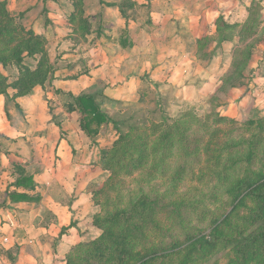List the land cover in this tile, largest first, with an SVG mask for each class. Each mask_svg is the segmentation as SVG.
<instances>
[{
    "label": "crops",
    "instance_id": "obj_1",
    "mask_svg": "<svg viewBox=\"0 0 264 264\" xmlns=\"http://www.w3.org/2000/svg\"><path fill=\"white\" fill-rule=\"evenodd\" d=\"M176 5L183 12L171 17L163 11L162 17L152 18L156 31L145 26L143 36L117 7L106 10L104 21L115 34L111 46L96 55L94 78L102 85L104 97L113 101L114 109L110 112L104 106L103 111L118 121L115 109L125 114L124 107L155 101L157 112L165 109L167 113L160 115L161 120L164 115L175 119L191 109L241 122L264 116V18L258 20L244 7L237 11L241 15L238 21L232 18L229 4L214 0ZM254 23L258 24L255 54L234 51L233 25L243 30L249 43L248 25ZM223 39V44L217 45ZM238 70L243 76L234 77ZM109 72L113 77L106 74ZM249 73H253L252 80ZM81 79L66 81L71 93L95 84L90 79L79 82ZM122 119L126 120L119 121ZM112 127L108 125L105 133L102 127L94 140L76 127L67 131L65 139L60 131H51L48 145L43 136L32 147H5L6 158L0 167V264H66L67 255L77 245L100 236L93 224L98 206L92 194L106 180L102 162L117 135ZM8 137L10 142L20 139L12 138L9 129H0L2 143ZM17 166L33 178L34 191L13 186ZM11 192L39 200L12 201Z\"/></svg>",
    "mask_w": 264,
    "mask_h": 264
},
{
    "label": "rangeland",
    "instance_id": "obj_2",
    "mask_svg": "<svg viewBox=\"0 0 264 264\" xmlns=\"http://www.w3.org/2000/svg\"><path fill=\"white\" fill-rule=\"evenodd\" d=\"M197 1L200 0H0V55L7 59L14 52L19 51L22 57V62L19 65L15 62L0 61V74L2 76L0 85H9L7 95H0V129H9L12 138H20L18 140L12 139L10 142L11 138L8 137L7 142L3 140V143L0 139V167L1 160L6 156L4 153L7 152L5 149L7 145L14 146L15 144L19 145L20 148L23 145L32 147L33 144H36V140L43 136H45L46 145H48L52 136L51 131H60L62 139H65L68 130L80 128L79 114L70 111L72 98L68 94L73 93L70 92L72 90L71 84L66 83V81H72L70 78L80 75L82 79L79 82L83 83L90 79L92 84L95 83L83 91L75 90L73 96L77 97L80 93L95 95L97 101L102 103V110L106 106L110 112L113 111V101L106 96L104 97L102 85L97 84L96 78H94L96 55L107 45L111 46L115 34L104 21L106 10L117 7L122 16L135 23L133 27L137 29L138 35L143 36L145 26L153 31L158 28L153 23L154 19L152 18L162 17L163 11L167 12L168 16H175L176 12H183L182 8H176L178 2L193 3ZM214 1L229 4L233 10L232 18H237L238 21L241 15L237 11L240 12L244 7H247L249 14L258 20L264 18V0ZM159 4L163 5L160 6ZM248 27L249 43L248 37L243 38V30L239 26L233 25L231 45L234 51L239 52L243 49L244 53L247 51L249 55H252L258 44L254 38L258 24H250ZM217 36L219 38V34ZM239 37L240 40H238ZM223 41L224 39L221 42L218 41L217 45H222ZM34 48L38 51L31 57L29 50ZM39 51L44 52V54L42 55ZM44 55L54 67L56 78L53 81L48 80L44 88L36 86L30 93L20 96V89L23 84L37 76L38 66ZM113 72L106 74L113 77ZM23 74H25L24 78ZM233 75L234 77L243 76L242 71L239 70L235 71ZM252 78L253 73H249L248 79L252 80ZM109 79L111 80L109 84H112L113 79ZM18 81H20L19 85L14 86L13 84ZM58 90L63 93L58 94ZM102 91L103 95H100ZM154 106L158 107L155 105V101L145 102L140 106L134 104L133 107L123 108L125 114H121L123 111L119 113V109H115L113 114L118 121L113 119L115 124L104 125L103 132H107L106 127L108 125L113 126L117 133L115 143L121 133L129 134L132 128L144 126L149 128L153 123L169 122V118L165 115L162 120V116L160 117V115L167 114L164 112L165 109L162 110L163 113L157 112L159 107L156 110ZM189 111H194L198 116L207 115L205 113L200 114L193 109L186 112ZM75 118H78L77 126L75 125ZM119 118L126 120L119 121ZM247 121L249 120L238 122L240 126H243ZM218 130L219 132L210 138V145L204 149V163L197 169L194 179L189 177L177 186L178 197L180 195L183 199H190L203 191L209 195L211 188L216 187L215 198L199 197V199L207 200L205 204L213 216L201 225L202 234L194 245L187 246L171 256H163L157 264H226L232 257L229 251L218 250L205 258L206 254L203 251V247L207 246L212 233L226 232L227 227L244 215L250 205L247 199L235 190L238 182L244 176L247 165L245 158L241 155H225L222 159V166L219 168H215L211 163V158L216 156L212 153L214 149L212 143L215 139L226 142L231 139L234 142L242 138L240 137L241 134L236 131L230 139H225L223 133L226 129L221 127V130ZM152 132H130L131 146H139L137 142H140L141 146L152 143L155 138ZM16 134H22V136L17 137ZM118 158L120 159L119 164L124 168L121 170L119 167L120 171L116 173L106 171L104 185L98 187L92 194L94 203L98 206V213L95 217L106 216L117 205L122 208L127 207L140 192L148 193L152 189H156L165 193L173 185L161 178L144 182L139 173H133L131 169L127 168L128 160ZM234 160L236 161L235 166H233ZM9 161L12 164L10 158ZM21 164L24 165L23 162ZM232 166L233 169H230ZM224 174L231 176L227 186L223 184Z\"/></svg>",
    "mask_w": 264,
    "mask_h": 264
},
{
    "label": "trees",
    "instance_id": "obj_3",
    "mask_svg": "<svg viewBox=\"0 0 264 264\" xmlns=\"http://www.w3.org/2000/svg\"><path fill=\"white\" fill-rule=\"evenodd\" d=\"M37 51L36 48L30 49L29 55L32 57ZM21 58L19 51L7 59L0 55V61L18 65ZM38 67L37 76L23 84L20 96L30 93L36 86L44 88L48 80L56 78L47 56L42 57ZM8 87V84L0 85V95H7ZM57 93L63 92L58 90ZM68 96L72 98L70 111L80 115V129L89 139L94 140L104 125L116 123L102 110L95 95ZM221 127L226 129L223 138L230 139L236 131L242 138L234 142L215 139L212 153L216 156L211 158V163L219 168L225 155L245 158L244 176L235 190L250 205L226 232L211 234L207 246L203 247L205 258L218 250H226L232 254L226 264H264V116L240 126L237 120L218 113L198 116L194 111L181 113L163 124L153 123L149 128H132L130 132L153 131L155 138L147 145L141 146L137 142L139 146L133 147L130 132L120 134L113 147L105 152L102 162L105 171L116 173L120 171L119 167L122 170L120 157L128 160L127 168L139 173L144 182L161 178L173 185L165 193L156 189L140 192L127 207L117 205L106 216L95 217L94 225L101 231L100 236L77 245L67 255L66 264H157L163 256H171L194 245L202 234L201 225L213 216L205 204L207 200L199 197L215 198L217 189L212 187L209 195L203 191L190 199H183L180 195L178 197L177 186L189 177L194 179L197 169L204 163V149ZM235 164L236 161L233 166ZM16 173L15 188L35 190L31 176L19 167H16ZM230 178V174H224L223 184L227 186ZM9 197L12 201L39 200L18 192H11Z\"/></svg>",
    "mask_w": 264,
    "mask_h": 264
}]
</instances>
